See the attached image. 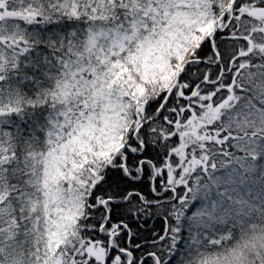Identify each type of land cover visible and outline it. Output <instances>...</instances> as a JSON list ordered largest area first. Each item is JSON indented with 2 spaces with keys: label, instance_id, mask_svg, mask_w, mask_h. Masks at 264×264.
<instances>
[{
  "label": "snow or ice",
  "instance_id": "snow-or-ice-1",
  "mask_svg": "<svg viewBox=\"0 0 264 264\" xmlns=\"http://www.w3.org/2000/svg\"><path fill=\"white\" fill-rule=\"evenodd\" d=\"M0 264H264V0H0Z\"/></svg>",
  "mask_w": 264,
  "mask_h": 264
}]
</instances>
